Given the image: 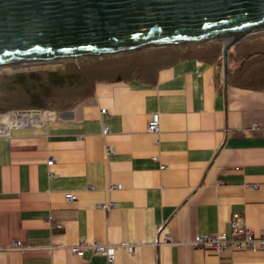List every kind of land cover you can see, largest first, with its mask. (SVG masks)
Segmentation results:
<instances>
[{"label": "crops", "instance_id": "crops-1", "mask_svg": "<svg viewBox=\"0 0 264 264\" xmlns=\"http://www.w3.org/2000/svg\"><path fill=\"white\" fill-rule=\"evenodd\" d=\"M157 75L98 83L75 108L0 136V264H107L71 253L81 238L116 244L113 264H264V249L187 245L234 220L264 232V88H225L223 66L196 59Z\"/></svg>", "mask_w": 264, "mask_h": 264}, {"label": "water", "instance_id": "water-1", "mask_svg": "<svg viewBox=\"0 0 264 264\" xmlns=\"http://www.w3.org/2000/svg\"><path fill=\"white\" fill-rule=\"evenodd\" d=\"M264 31V0H0V69L220 42Z\"/></svg>", "mask_w": 264, "mask_h": 264}, {"label": "trees", "instance_id": "trees-1", "mask_svg": "<svg viewBox=\"0 0 264 264\" xmlns=\"http://www.w3.org/2000/svg\"><path fill=\"white\" fill-rule=\"evenodd\" d=\"M223 45L217 42L170 46L103 57L0 69V111H61L90 97L98 83L139 80L154 85L158 72L180 61L196 59L222 66ZM227 82L243 88H264V34L230 48ZM6 111V112H7Z\"/></svg>", "mask_w": 264, "mask_h": 264}, {"label": "built area", "instance_id": "built-area-1", "mask_svg": "<svg viewBox=\"0 0 264 264\" xmlns=\"http://www.w3.org/2000/svg\"><path fill=\"white\" fill-rule=\"evenodd\" d=\"M106 113V109H101V114ZM8 114L10 118V124H6V122L1 121L0 124H4L3 128H0V136H9L11 127L20 128L22 126H31L37 125L40 120L46 118L47 115L51 114L50 111L39 112L36 113L34 111H30L27 113H21L20 111H9L3 115ZM0 115V116H3ZM19 120V121H18ZM9 126V127H8ZM258 124H253V127L258 128ZM146 129L148 132L157 133L160 131V116L159 113H152L148 119ZM109 132L108 126H104L102 130V134L106 135ZM153 161H158V157L156 155L152 156ZM53 164V160L50 159L47 161V165L50 166ZM161 169L165 166L160 165ZM52 175V173H50ZM120 189L121 184H110L109 189ZM65 199L67 201H75L76 196L69 192L65 194ZM116 203L113 201H108L106 203L98 204L99 208L104 210H110L115 207ZM49 220V218H47ZM54 228H61L60 224H54ZM14 247L23 248L22 242L16 240L14 242ZM188 246L193 248H202L206 251L211 252L212 254H216L221 256L225 251H240V250H263L264 249V232L261 231L259 233L254 232L253 230L245 227L239 220H234L231 224L230 232L224 231L216 234H197L194 238L187 243ZM137 244H126L124 246L127 252H133L134 248ZM116 244L112 243H102L98 240L88 241L85 238L79 239L76 243H73L68 246V249L71 253L76 256L82 257L85 252L89 251L93 254H101L106 258L107 264H113L115 260L116 254Z\"/></svg>", "mask_w": 264, "mask_h": 264}, {"label": "rangeland", "instance_id": "rangeland-1", "mask_svg": "<svg viewBox=\"0 0 264 264\" xmlns=\"http://www.w3.org/2000/svg\"><path fill=\"white\" fill-rule=\"evenodd\" d=\"M258 34V33H257ZM257 34H255L254 36H256ZM259 34H264V31L263 32H260ZM252 37V36H251ZM218 43V42H217ZM220 43V42H219ZM222 44V43H221ZM239 44V43H238ZM164 48V47H163ZM157 49V48H156ZM148 50H154L153 48L152 49H146L145 51L143 52H146ZM61 62V61H60ZM49 63V62H48ZM48 63H41V64H44V65H41V66H34L32 68H51V69H55L56 66H59L60 64H48ZM19 66H27V65H19ZM19 66H16V67H19ZM6 68H12V67H6ZM70 110V109H68ZM7 111V110H6ZM6 111H0V115H3L9 111H13V110H8L7 112ZM46 111H52V110H46ZM61 111H64V110H61ZM32 112V111H31ZM56 112H60V111H56ZM4 127V124H0V128H3Z\"/></svg>", "mask_w": 264, "mask_h": 264}, {"label": "bare ground", "instance_id": "bare-ground-1", "mask_svg": "<svg viewBox=\"0 0 264 264\" xmlns=\"http://www.w3.org/2000/svg\"><path fill=\"white\" fill-rule=\"evenodd\" d=\"M1 121H4V122H6V124H10V118L8 117V114H6V115H3V116H0V122ZM19 121V120H18Z\"/></svg>", "mask_w": 264, "mask_h": 264}]
</instances>
